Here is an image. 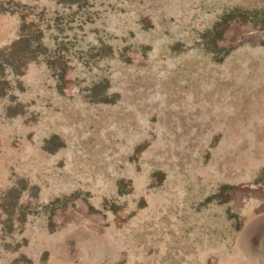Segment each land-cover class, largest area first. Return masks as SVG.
<instances>
[{"label": "rangeland", "instance_id": "374dc122", "mask_svg": "<svg viewBox=\"0 0 264 264\" xmlns=\"http://www.w3.org/2000/svg\"><path fill=\"white\" fill-rule=\"evenodd\" d=\"M31 22L0 264H264V0H0V47Z\"/></svg>", "mask_w": 264, "mask_h": 264}, {"label": "trees", "instance_id": "16d2710c", "mask_svg": "<svg viewBox=\"0 0 264 264\" xmlns=\"http://www.w3.org/2000/svg\"><path fill=\"white\" fill-rule=\"evenodd\" d=\"M22 20L24 22L23 26H27V16L24 15ZM30 26L34 30L24 29L10 45L0 47V90L6 83V70L10 69L14 76H20L24 66L42 55L40 51L41 49L44 50L45 47L41 40L42 31L35 27V22H31Z\"/></svg>", "mask_w": 264, "mask_h": 264}, {"label": "crops", "instance_id": "0c3cea01", "mask_svg": "<svg viewBox=\"0 0 264 264\" xmlns=\"http://www.w3.org/2000/svg\"><path fill=\"white\" fill-rule=\"evenodd\" d=\"M264 212L259 211L257 214H255L254 216L260 217L258 214H262ZM248 230H246L247 233ZM248 233H250L252 236L254 235L255 231H248ZM248 245V249L247 252L250 253V255L252 256H256V258H259L258 253L261 251L260 247H257L258 245H256L255 241L253 239L250 240V242L247 244ZM247 256H246V261H247Z\"/></svg>", "mask_w": 264, "mask_h": 264}]
</instances>
